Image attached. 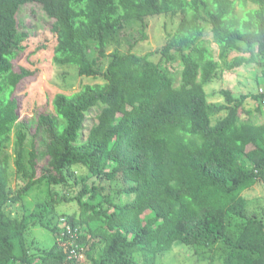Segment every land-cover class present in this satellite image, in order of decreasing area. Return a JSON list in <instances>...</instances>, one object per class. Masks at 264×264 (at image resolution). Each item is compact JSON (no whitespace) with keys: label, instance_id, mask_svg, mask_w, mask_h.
<instances>
[{"label":"trees","instance_id":"16d2710c","mask_svg":"<svg viewBox=\"0 0 264 264\" xmlns=\"http://www.w3.org/2000/svg\"><path fill=\"white\" fill-rule=\"evenodd\" d=\"M37 11L51 22L53 63L100 84L56 94L30 133L13 96L30 72L12 62ZM156 24L159 46L134 53ZM133 25L122 52L120 32ZM207 26L218 58L235 54L227 70L254 65L264 79V0H0V264H160L177 246L211 263L264 264V211L251 213L244 196L264 183V123L244 112L250 102L260 111L264 91L222 89V103L208 101L221 70ZM35 229L53 242L38 245Z\"/></svg>","mask_w":264,"mask_h":264},{"label":"rangeland","instance_id":"374dc122","mask_svg":"<svg viewBox=\"0 0 264 264\" xmlns=\"http://www.w3.org/2000/svg\"><path fill=\"white\" fill-rule=\"evenodd\" d=\"M30 13L29 10H23L19 16L25 18ZM24 31L28 32V38L23 43L25 49L18 54L13 60V70L19 72L20 68L27 69L30 74L26 76L15 88L13 96L18 103V121L28 127L30 133L35 131V121L39 114L53 113L52 100L56 94H73L83 86L89 84H100V81L87 79L89 77H80L69 67H59L53 63V47L55 45V37L50 32L51 22L46 20L43 15L37 11L31 14L26 19ZM158 30V25L151 27L148 33V39L134 46L133 52L136 54H145L148 51L155 50L159 46V41L153 36ZM137 36L136 25L131 26L128 30L122 29L119 35L120 45L117 47L120 51H128L129 46L133 43ZM204 40L208 41L210 48L213 51L214 57L219 62L221 76L204 87L205 92L209 95L208 101L210 103H222L223 97L220 95L221 90H230L234 96L245 95L248 93H258L260 90L264 91V79L259 75V70L254 65L241 66L234 70H227L226 66L229 60L235 55L228 52L224 57L218 58V48L211 41V33L209 26L205 29ZM116 44L109 45L107 54H109ZM174 64L180 65L178 59ZM175 65V66H176ZM178 66L173 67L174 72L177 73ZM180 69V68H179ZM255 102H250L244 106V112H251L250 118L252 123H264V105L260 104V111L257 112L254 107ZM96 111H91L87 116L84 126L88 129L93 122V116ZM247 118V117H246ZM87 133V130H85ZM85 133V134H86ZM37 139H40L37 136ZM37 141V140H36ZM36 148L38 152H43L44 147L37 141ZM6 151L10 156L9 166L12 174L10 186L12 189L16 188L17 181L16 172L14 168V145L13 135L6 147ZM46 159L41 157L38 159L39 166H45ZM78 174L84 173L82 170L77 171ZM60 194L65 191L62 188L58 189ZM69 194V193H68ZM42 193L38 197H42ZM248 201L249 211L260 218L262 211H264V183L255 185L251 190L244 193ZM32 194L27 197L31 201ZM75 206L72 204L62 205L61 209L70 213ZM7 211H12L13 214L21 213V206L8 207ZM30 234L38 245L49 246L53 242V237L46 231L35 229ZM163 256V257H162ZM159 256L158 262L160 264H219L218 262H207L205 260H198L191 249L184 246L174 247L171 251Z\"/></svg>","mask_w":264,"mask_h":264},{"label":"built area","instance_id":"2783aa9c","mask_svg":"<svg viewBox=\"0 0 264 264\" xmlns=\"http://www.w3.org/2000/svg\"><path fill=\"white\" fill-rule=\"evenodd\" d=\"M67 234H71L70 239H67L64 243V246L67 248H69L70 254L72 255V257H77V252L75 251V249H77V245L74 243V241L72 240V237L75 236V233H71V229L67 228Z\"/></svg>","mask_w":264,"mask_h":264}]
</instances>
